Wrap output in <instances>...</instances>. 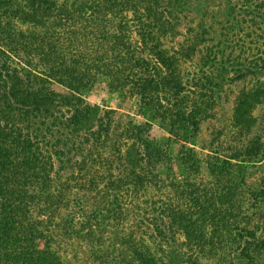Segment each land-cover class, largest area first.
Here are the masks:
<instances>
[{"label": "trees", "instance_id": "1", "mask_svg": "<svg viewBox=\"0 0 264 264\" xmlns=\"http://www.w3.org/2000/svg\"><path fill=\"white\" fill-rule=\"evenodd\" d=\"M11 3L23 11H11ZM159 3H0V264H63L54 248L60 232L82 233L92 247L90 223L124 220L130 194L162 168L172 180L179 175L186 182L190 170L200 169L208 177L204 184L186 182L189 200L180 207L153 215L179 225L188 239H202V250L212 249V239L225 246L238 239L235 250L243 251L239 239L252 242L261 232L264 210L257 223L253 218L264 205V181L248 182L243 165L260 161L261 137L254 133L226 155L220 150L197 158L195 135L209 116L201 108L211 99L195 96L179 63L200 51L193 48L209 32L198 25L195 44L182 41L166 51L171 22ZM246 11L264 20L263 3ZM200 81L205 89L214 86ZM99 84L134 99L142 120L117 123L114 111L88 105L83 96ZM258 98L264 99L262 88L240 93L233 112L239 130L251 132ZM153 124L167 134L162 142L151 138ZM93 197L98 203L90 207ZM127 247L139 264H156L136 243Z\"/></svg>", "mask_w": 264, "mask_h": 264}, {"label": "rangeland", "instance_id": "2", "mask_svg": "<svg viewBox=\"0 0 264 264\" xmlns=\"http://www.w3.org/2000/svg\"><path fill=\"white\" fill-rule=\"evenodd\" d=\"M3 1L7 0H0V3ZM59 1L80 3L85 0ZM95 1L103 3L107 0ZM158 1H160L158 10L169 12V16L167 14L165 16L168 17L167 21L170 19L171 22L168 25V33L163 37L166 51L174 50L177 44L183 43L182 41L186 43L185 46L195 44L196 34L202 30L200 27L206 26L209 32V36H205L199 48H193L200 51L194 54L190 61L182 59L179 63L180 75L196 93L195 96L201 93L209 95L211 99L201 108L202 113H208L209 116L200 121L195 135L194 150L197 158L200 160L203 155L220 153V150L226 155L230 150L244 145L254 133L261 137L264 144V123L261 121L264 116L263 98L260 100L258 98L252 110L251 115L255 122L250 133L239 130L233 119L236 100L240 93L250 94L258 88L264 91V20L254 18L246 11V7L250 5L258 3L264 5V0ZM16 5L10 4L11 11H23L22 6L14 9ZM200 73L204 75L199 77ZM238 75H242L241 78L233 79ZM201 79L207 80L209 85L214 83V86H207L205 89ZM52 89L55 92H64L58 85H53ZM83 98L90 106H96L104 111H114L111 116L115 117L117 123L142 120L140 114H137L134 99L127 96L121 98L117 92L109 91L105 84L97 85ZM150 136L153 140L162 142L167 134L153 124ZM262 149L263 155L259 162L243 163L249 177L248 182L260 184L264 181V146ZM203 171L200 169L194 174L190 170L191 175L184 180L186 182L197 180L204 184L208 177ZM150 179L152 182L143 190L130 194L124 220L107 219L101 224L99 221L90 223L93 230L90 240L92 247L87 244V238H82V233L76 238L68 236L66 232H60L55 238L54 247L57 248L54 250L60 261L63 264H139L127 247L130 242H134L152 257L156 264H264V224L254 241L244 243L239 239L243 251L235 250L238 239L234 240L235 244L226 246L217 245V241L212 239V249L202 250L204 245L202 239L184 237L179 225H171L167 218L157 220L153 218V215H159L162 207L168 205L180 207L187 202L189 190L183 177L175 175L172 180L168 170L162 168L155 171ZM171 181L175 182L174 189L170 187ZM129 192L131 191L127 193ZM88 203L92 207L98 203V198L93 197ZM258 207L257 215L253 218V222L256 223L259 221V214L264 210L263 204H259ZM81 226L78 227L79 231L82 230ZM112 232H115L116 238L112 236Z\"/></svg>", "mask_w": 264, "mask_h": 264}]
</instances>
